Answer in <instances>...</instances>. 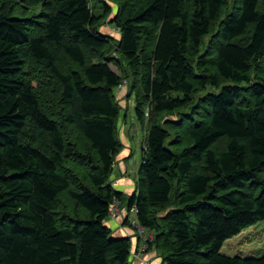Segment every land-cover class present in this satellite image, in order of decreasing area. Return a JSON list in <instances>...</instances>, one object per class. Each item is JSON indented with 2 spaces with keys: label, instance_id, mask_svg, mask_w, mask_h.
Listing matches in <instances>:
<instances>
[{
  "label": "trees",
  "instance_id": "1",
  "mask_svg": "<svg viewBox=\"0 0 264 264\" xmlns=\"http://www.w3.org/2000/svg\"><path fill=\"white\" fill-rule=\"evenodd\" d=\"M115 1L117 39L106 0H0V264H132L115 200L163 264H264L221 252L264 221V0ZM124 82L149 121L131 195L110 183Z\"/></svg>",
  "mask_w": 264,
  "mask_h": 264
},
{
  "label": "rangeland",
  "instance_id": "2",
  "mask_svg": "<svg viewBox=\"0 0 264 264\" xmlns=\"http://www.w3.org/2000/svg\"><path fill=\"white\" fill-rule=\"evenodd\" d=\"M107 3H109L111 7V11L107 17L104 18L101 17L99 20V23L97 24V29L103 33V34H109L113 36L115 39L119 37V32L116 29V26L111 22V20L115 17V15L118 12L119 4L115 0H106ZM14 11L15 16H30L35 13L39 12V9H30L26 14L21 13L19 10V6L15 8ZM95 10L97 14H104V9L100 7L99 5H95ZM209 38L211 36H208L205 38V44L209 41ZM204 49V48H203ZM114 69L120 73V68L112 65ZM235 84L232 80H226L223 81L219 87L210 85L206 87L203 91H201L197 96V100L200 96H204L208 93L218 94L224 85H233ZM116 97L119 100V103L121 105V117L118 122V136L120 138V141L122 143V140L126 138L125 141H128L129 146H133L136 150L134 152V157L129 162V166L127 167V164L125 167H123L121 170L117 169V165H115L114 170L111 175L110 183L115 188V184L117 185L118 181L121 180L119 184H123V181L125 179L134 181V186L136 189L137 186V170L138 165L141 162L142 157V151L145 149L146 146V136L147 131L149 129V121H148V113L145 114V121H141L137 119L136 115L134 114V110L136 107V100L134 95L129 96L128 95V88L126 85H121L116 89ZM148 109H146V112ZM221 144V143H220ZM222 145V144H221ZM122 148V147H121ZM123 149L119 151V154H117L116 158L121 157V152ZM128 152V151H127ZM115 158V160H116ZM136 160V161H135ZM126 162V160H125ZM128 176L131 177L128 178ZM124 178V179H123ZM134 191V190H133ZM130 189H125V193L127 195H130L133 193ZM123 211V207L121 208ZM124 215L123 213L118 220L116 221L119 228H123V225L125 223L131 225L128 221H124ZM133 226V225H131ZM135 227V226H133ZM136 229V227H135ZM221 252L223 254L227 255H241L243 257H262L264 256V221H259L256 224L251 225L250 227L244 229L242 232H240L238 235L233 236L232 238H229L223 245ZM133 258H137L133 256ZM139 258V255H138ZM149 262L148 260H143V263ZM150 263V262H149Z\"/></svg>",
  "mask_w": 264,
  "mask_h": 264
},
{
  "label": "crops",
  "instance_id": "3",
  "mask_svg": "<svg viewBox=\"0 0 264 264\" xmlns=\"http://www.w3.org/2000/svg\"><path fill=\"white\" fill-rule=\"evenodd\" d=\"M113 69H114V67H113ZM134 114H135V110H134ZM125 140H126V138H124L122 140V148L121 149H123V150H122L121 155H120L121 157L116 158V160H115V165H117L116 167H117L118 170H121L123 167L126 166V164H127V167L129 166V162H130V160L133 159L134 152L136 150L133 146H129L128 145L129 144L128 141H125ZM142 157H143V151H142ZM142 157H141V161H142ZM125 160H126V162H125ZM140 164H141V162H140ZM140 164L138 165V168H139ZM115 165H114V167H115ZM137 172H138V170H137ZM128 178L131 179L130 176H128ZM121 180L118 181L117 185L115 184V186H116L115 189L116 190L121 191L123 193H125V189H130L131 191L134 190L133 193H135L137 191V186H136V189H134L135 188L134 181L125 179L123 181V183H124V187H123V184H119L121 182ZM128 213L129 212H128L127 208L123 207V215L125 217L124 221H128L126 219ZM116 223H117L116 221H113L111 219L107 220L108 226H110L113 229V235L114 236H117V237H125V236L130 237V240H131V260H132V264H144L143 260H148L150 262V264H163L162 255H161L159 249H157L156 247L149 245L148 249L146 251L142 252V251L139 250V247H140V244L142 242V239H141V237L138 236L137 229H135V227H133L134 225L131 226V225L125 223L123 225V228H119ZM152 241H153V239L150 242H152ZM150 242H149V244H150ZM134 252L138 253L139 258L138 257L136 259L133 258V253Z\"/></svg>",
  "mask_w": 264,
  "mask_h": 264
},
{
  "label": "built area",
  "instance_id": "4",
  "mask_svg": "<svg viewBox=\"0 0 264 264\" xmlns=\"http://www.w3.org/2000/svg\"><path fill=\"white\" fill-rule=\"evenodd\" d=\"M127 82H124L123 85H126ZM122 206L120 201L115 200L114 203L112 204L111 211H110V218L111 220H118L123 213L121 210ZM137 208L132 207L130 212L128 213L126 219L131 225H134L137 229L138 236L141 237L142 242L140 244L139 250L144 252L148 249L149 242L153 239L154 237V232L151 229H147L143 226H141L138 222L137 219ZM133 256L138 257V253L134 252ZM145 264H150L149 262H145Z\"/></svg>",
  "mask_w": 264,
  "mask_h": 264
}]
</instances>
